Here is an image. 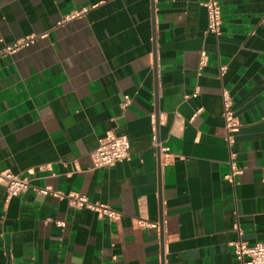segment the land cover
I'll use <instances>...</instances> for the list:
<instances>
[{
  "label": "crops",
  "instance_id": "0c3cea01",
  "mask_svg": "<svg viewBox=\"0 0 264 264\" xmlns=\"http://www.w3.org/2000/svg\"><path fill=\"white\" fill-rule=\"evenodd\" d=\"M205 1L0 0V51L37 36L0 56V264H238L232 241L264 244V0H219L218 38ZM107 133L129 159L93 169ZM6 173L28 189L7 199Z\"/></svg>",
  "mask_w": 264,
  "mask_h": 264
},
{
  "label": "built area",
  "instance_id": "2783aa9c",
  "mask_svg": "<svg viewBox=\"0 0 264 264\" xmlns=\"http://www.w3.org/2000/svg\"><path fill=\"white\" fill-rule=\"evenodd\" d=\"M206 13V33L213 35L215 38L220 36L221 26V6L219 0H206L203 4ZM82 12H74L63 17V23L79 16ZM37 39L35 35H29L14 43L12 46L5 47L0 51V56L5 54H11L21 47H27ZM206 61V53L202 50L199 53V65L198 71L204 66ZM224 67H219V76L224 74ZM222 103V118L224 120V128L227 133L234 132L240 126L234 110L232 98L229 91L225 88L220 92ZM125 102L127 97H124ZM198 109L196 112H198ZM155 141V136H152ZM230 136L227 135V140L230 141ZM166 148H162V151H166ZM92 168L99 169L113 166L118 162H122L129 159V141L125 135H115L113 133H107L104 137L98 139L96 147L89 154ZM238 173L237 169L231 164V174L225 177L231 181L232 176ZM5 180V194L6 198L16 197L28 189L29 183L25 178H19L9 173L3 175ZM40 195H50L58 199H63L67 202L69 207L75 209H87L95 214L106 217L109 220H114L118 217V213L112 210L105 204L98 202H91L82 194L78 193H59L51 190L50 188L35 189ZM138 224L144 228L156 229V223H149L145 221H138ZM59 227L63 226V223H57ZM233 254L238 264H264V244L255 243L253 245H247L241 240H235L230 243Z\"/></svg>",
  "mask_w": 264,
  "mask_h": 264
}]
</instances>
